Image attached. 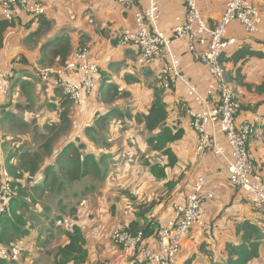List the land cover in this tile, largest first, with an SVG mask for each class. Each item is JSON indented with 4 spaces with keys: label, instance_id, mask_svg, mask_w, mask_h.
Here are the masks:
<instances>
[{
    "label": "crops",
    "instance_id": "crops-1",
    "mask_svg": "<svg viewBox=\"0 0 264 264\" xmlns=\"http://www.w3.org/2000/svg\"><path fill=\"white\" fill-rule=\"evenodd\" d=\"M34 1L47 7V14L44 18L51 23V29L34 38L30 44H26L25 40L39 29L40 22L38 18L25 13L19 14L14 27L4 33V45L0 49V70L12 66L10 64L13 63L14 66H19L17 69L23 73L21 81L16 82L10 98L0 99L2 112L9 113L10 119L18 120L27 129L24 133L19 126H13L11 132H6L16 137L19 146H37L30 134V129L38 128L40 132L45 126L58 124L64 111L60 107L58 94L50 96L51 92L48 91L52 89L41 93V90L37 91L35 87L37 84L39 89L41 88L42 80L39 70L55 67L59 62L57 59L52 65L41 64L44 58L42 48L58 37L68 35L71 38L72 56L70 60L74 58L75 52L80 47H89L92 58L101 68L102 80L107 78L110 82L119 85L121 90L130 93L129 98L118 101L115 106L124 112L129 108L131 117L124 118L125 121L119 119L109 129L111 134L109 142L113 145L110 147L111 153L114 154L118 150L123 154H129L126 160H122L124 164L117 166L111 172L105 186L102 187L103 190L116 197L117 201L113 203V197L103 196V194L100 196V193L95 199L96 205H93L92 200L87 202L86 199L78 210L79 217L85 224L82 229L88 242L86 262L93 264L115 259L118 250L110 241L113 229L126 227L132 220H144L145 218L148 222L155 218L159 226L166 224L173 214L172 207L177 203L185 202V196L196 180L202 176L208 177L206 192L214 196L213 200L208 201L205 206L204 222L208 230L204 231L199 226L194 228L183 242L178 264H225L226 246L240 243L236 234L238 223L250 221L264 232V213L254 209L250 198L245 193L229 185V168L225 159L211 151L196 153L198 135L191 126L192 119L185 111L179 109V105L185 102L193 111H202L204 107L195 102L189 86H195L201 97L207 99L211 77L205 67L189 54L187 41L179 40L173 43V51L180 59L182 78L174 80L172 90L165 91L157 81V74L162 63L158 62L151 70L140 73V69L136 68L138 51L134 48L121 47L119 41L117 44V37L121 36L125 30L134 29L137 8L126 11L116 0ZM156 1L162 12L159 28L163 33L169 34L177 24L185 20L186 9L183 0ZM229 1L198 0V3L204 19L215 26ZM250 2L263 12L260 32L249 35L238 23H233L228 27V37L236 39L237 46L234 49L246 47L250 51L264 55V0H250ZM148 4V1H143L141 6L145 7ZM225 67L234 95L239 99L243 108L238 122L258 120L256 133L249 144V150L258 173L264 179V58L252 57L237 65L226 63ZM125 75H133L140 82L128 85L124 81ZM28 83L33 87V94L38 92L36 93L39 97L38 110L36 106L28 107L34 103V100L32 102L33 97L30 99L23 93ZM155 89L162 92L169 114L167 125L173 131L182 130L184 133L181 140L168 144V148L177 158L174 168H169L168 159L151 151L147 144L148 135H156L158 132L148 133L144 124L138 123L135 118L137 114L148 113L154 100ZM95 97H97V103ZM95 97L91 98L85 106L71 104L70 118L74 124L72 125L73 132H70L67 141L56 142L52 156L45 158L42 164L43 169L54 164L58 151L68 143L84 146L83 152H87L90 148L96 150V145L94 146L86 137L85 128L93 124L97 113L105 114L109 107L99 100V94ZM27 101L32 103H27ZM214 137L220 145H225V138L222 134L216 132ZM5 146L2 148L4 156L2 161H6L8 156L6 147L9 145ZM118 146L122 150L117 149ZM142 156L146 161H141ZM112 157L114 161H118L120 154ZM152 165H160L164 168L166 177L158 179L150 169ZM169 185L172 186L171 189L168 188ZM151 203L153 207L150 208L145 218H139V207L149 206ZM38 208V213L41 212L40 217L52 212L56 214V217L60 215L55 209L51 211L49 204L47 207L40 205ZM40 217L36 215L37 222L36 224L32 222L34 228L31 235L24 240L30 254L27 257L32 256L31 251L35 256L34 261H24L28 264H36L35 261L39 263L40 260L36 258L40 254L39 251L43 252L47 249V241L53 236L48 231L55 224L50 225L49 220H46V224H41ZM68 221L66 220V225L62 227L63 230L60 229L64 235L61 237L62 243L56 246L58 249L65 247L68 243L65 234L70 226ZM36 229H38L37 233ZM44 230L45 232L42 233ZM46 233L48 234L45 235ZM43 235L45 237H42ZM148 245L154 249L158 246L153 239L148 240ZM36 251L39 253H35ZM49 254L52 253L49 252ZM54 257L56 263L55 253ZM250 264H264V242L260 247V256Z\"/></svg>",
    "mask_w": 264,
    "mask_h": 264
},
{
    "label": "built area",
    "instance_id": "built-area-1",
    "mask_svg": "<svg viewBox=\"0 0 264 264\" xmlns=\"http://www.w3.org/2000/svg\"><path fill=\"white\" fill-rule=\"evenodd\" d=\"M143 1H148V6H141ZM116 2L126 11L137 8L135 27L119 36V45L138 51L136 68L140 69V73L151 70L158 62L162 63L157 80L165 91L172 90L174 80L182 78L180 59L173 51V43L187 41L189 54L205 67L211 77L207 99L201 97L195 86H189L195 102L204 107L202 111H193L185 102L179 105L180 110L192 119L191 126L198 135L196 153L211 151L224 158L229 168V185L245 193L254 209L264 213V179L258 173L249 150L258 120L238 122L242 104L235 99L221 62V55L236 45V40L228 37V27L238 23L249 35L257 34L263 24L262 10L248 0H230L218 23L212 26L202 16L198 0H183L185 20L165 34L159 28L162 12L156 0ZM47 10L45 5L34 0H0V19L9 22L22 13L33 18L45 16ZM14 69L0 70V99L11 93L12 80L16 78L17 69ZM39 73L44 84L60 90L71 104L85 106L96 94L101 68L92 58L90 49L84 48L65 65L41 69ZM216 132L223 135L225 145L217 142L214 137ZM5 143L0 116V146ZM207 181V176L199 177L185 196V202L172 207L171 218L151 238L158 245L157 249L148 245L150 239L142 231L133 233L127 226L120 227L110 234V241L118 250L115 259L93 264H178L183 242L194 228L199 226L204 231L208 230L204 222L205 206L214 196L205 190ZM0 182L1 199L5 200L12 192L6 170ZM4 213L5 206L1 205L0 217ZM58 225L64 227L66 221L59 220ZM27 252V243L23 241L11 247H0V259L16 261ZM81 264L91 263L85 261Z\"/></svg>",
    "mask_w": 264,
    "mask_h": 264
},
{
    "label": "trees",
    "instance_id": "trees-1",
    "mask_svg": "<svg viewBox=\"0 0 264 264\" xmlns=\"http://www.w3.org/2000/svg\"><path fill=\"white\" fill-rule=\"evenodd\" d=\"M45 16L38 17L40 27L25 40L26 44H30L34 38L41 36L51 29V23L44 18ZM15 20L9 22L0 19V49H2L4 45V33L8 29L14 27ZM116 41L118 44L119 37H117ZM236 46L237 42L235 47ZM84 48L89 49V47L83 46L80 47L77 52ZM77 52H75V54ZM42 53L44 54V58L41 61L42 65H52L57 59L59 60L57 66L65 65L70 61L72 56L71 38L68 35L56 38L42 48ZM252 57L264 58V55L250 51L246 47L240 49H234L233 47L221 55V62L225 67L226 63L237 65L240 62H246ZM225 70L227 78L226 67ZM124 81L128 85L140 82L139 79L133 77V75H125ZM227 81L230 84L228 78ZM42 83L43 82H41L40 89L36 84L35 87L37 91H42L43 88H45V91L49 90V87ZM15 85L16 84H13L11 92H13ZM95 93L99 94V100L109 107V110L105 114L97 113L93 124L87 125L85 128V134L88 140L97 145V137L103 135L108 142L109 138H107V131L109 128H111L116 121H119V119L130 118L132 114L128 111L129 108L124 112L121 111L119 107L115 106L118 101L129 98L130 93L121 90L119 85L110 82L107 78L102 80V72L99 74L98 89ZM235 99L239 101L237 97H235ZM3 114L4 112L0 109L3 138L6 139L4 145L9 146H5L7 148L6 151L8 152L6 161H2L4 158L2 154V148L4 145L0 146V180H2L3 172L6 170L10 176L12 192L7 199H1L3 193L2 184L0 182V206H5V213L0 217V247H11L23 243L27 237H30L34 228V224L31 220H33L37 214L41 215V212L38 213V206H40V204L35 198L34 193H50L52 196V202L61 196L68 184L79 182L85 178H91L93 180L97 178L99 179L98 182L101 181L104 183L106 182L109 173V166H107L106 161L109 158V160H111L112 157H109V154H103L100 157H97L93 153L83 152L84 146L82 145L77 146L75 143H68L58 151L54 164L43 169L42 164L45 158L52 156L54 145L56 142H60L63 137L62 133L66 132V126L69 124L71 126L74 125L73 121L69 120L71 114H69L68 111H64L60 116V124H52L51 126H48L52 136L49 139L47 138L46 141L40 147L38 146L39 148L35 151L30 149L27 145H24L23 147L19 146L16 137L13 135L10 136L6 133L11 132V128L14 126L11 124H13L15 120L9 118V113ZM168 116L169 114L163 101L162 92L155 89L154 100L148 113L137 114L135 118L138 123L144 124L145 130L148 133L153 134L158 132V134H153L147 139V144L151 151L159 153L161 156H165L168 159L169 168H174L177 163V158L172 150L168 148V144L181 140L184 133L182 130L173 131L167 125ZM18 126L23 127L24 125L20 124ZM70 132H73L71 127L68 129V133L64 136H67V134L69 135ZM109 145L106 146L105 149H109ZM157 168H159L158 175L156 174L157 178L164 179L166 177L165 169L159 165L151 166L153 172L154 170H157ZM50 179H52V181L57 180L56 190L54 188L51 191L47 189ZM30 182H34L35 185L32 186ZM82 204L83 202H80L75 207H72L74 215H71L73 214L72 211L71 213H67L68 208L63 207V209L59 211L60 215L53 221V223L56 224L58 220H69L68 223L70 224L65 231L68 243L65 247L58 249L55 264H81L87 260L88 242L82 229L85 224L81 221L78 213L79 207ZM149 207H153V203H151ZM139 208H141V206ZM138 216L143 219L141 214L138 213ZM159 227L160 226L155 218L149 222L146 218L144 220H132L127 225L129 231L133 233L142 231L147 239H151ZM236 234L240 239V243L238 245L228 244L226 246L227 259L225 264H250L258 259L260 256V247L264 242V232L261 228L250 221H244L236 225ZM27 253L23 258L26 257ZM0 264L9 263L0 259Z\"/></svg>",
    "mask_w": 264,
    "mask_h": 264
},
{
    "label": "rangeland",
    "instance_id": "rangeland-1",
    "mask_svg": "<svg viewBox=\"0 0 264 264\" xmlns=\"http://www.w3.org/2000/svg\"><path fill=\"white\" fill-rule=\"evenodd\" d=\"M248 1H250V0H248ZM16 64H17V62H16ZM10 65H12V66H9L6 69H9V68H12V69L15 68V69H17L19 67V66L18 67L17 66H14L13 63H11ZM15 72H16L15 73L16 74V78H14L12 80V84H16L17 81H21L20 78L23 75L22 71H19V69L15 70ZM42 84H44V83H42ZM44 85H46V84H44ZM49 89H51V88H49ZM56 91L58 93H56ZM48 92H51V94H50L51 97H53L55 94L56 95L58 94V98L60 99V107L63 108L64 111H68V113L70 114L71 103L67 100V98L66 99L64 98V96L61 93V91L52 89V91H48ZM52 92H54V93H52ZM11 93H13V92H11ZM11 93H9V95H7L6 100H8L10 98ZM23 93H24L25 96H27L30 99L33 97L32 102L34 100V103H33V105H30L28 107L30 108L32 106L33 107L36 106L35 108L37 109L38 108V103H39V97L36 96L37 95L36 93H38V92H36L35 94H33V87H31V85L29 84V85H27V87L25 88V92H23ZM41 93H45V88H43V90L41 91ZM41 93H39V94L41 95ZM15 95L18 96L17 93H15ZM40 95H38V96H40ZM35 96H36V99H35ZM14 100H15V97H14ZM95 100H96V103H97V97H95ZM32 102L31 101H27V103H32ZM124 107H126V106H124ZM69 120H71V118ZM125 120L126 119H124V121ZM20 124H22V123L19 122V124H18V120H15V122L13 124H11V125L18 126ZM58 124H60V122ZM66 127H67L66 132L62 133L63 137L60 140L61 143L64 142V141H66L70 137V135H68V134H67V136H64L66 133H68V129L71 127V130H73L72 129V126L70 124L67 125ZM20 128H21V130L23 129L22 132H24V133L27 132V129L25 128V126L20 127ZM30 130H29L30 131V134L32 135L33 140L37 143V146L33 147L32 145H28V147L30 149L34 150V151L37 150L46 141L47 138L49 139L52 136V133L50 132V129H48L47 126H45L43 128V130L40 131V132L38 131V128H33V129H30ZM148 136L150 137V135H148ZM110 137H111L110 130H108L107 131V138H110ZM109 143L110 142L109 141L107 142L105 140V138L103 137V135H100L99 137H97V140H96V144L97 145L95 146V144L92 143L96 147V150H93L92 148H90L87 151L88 153L95 154L97 157H100L103 154H106V155L109 154V157H112L113 155H116V154H118V155L120 154V158L118 159V161H114L113 157H112L111 160H109L110 159L109 158L106 161L107 166H109L108 176L111 174L112 171H114V169L117 168V166H119V165H121L123 163L122 160H126L127 159L128 154H129V153L128 154H123V153H121V151H118V150H116V152L114 154H112L110 148L108 150L105 149L106 146L109 145ZM133 145H135V144L133 143ZM109 146L110 147L111 146L113 147V145H111V143H110ZM120 148L121 147L118 146L117 149H120ZM100 150H102V151H100ZM120 150H122V149H120ZM47 158H50V157H47ZM141 161H146V159H145L144 156L141 157ZM154 172L153 173L155 175L156 174L158 175L159 168H157V170H154ZM98 180L99 179H97V178L94 179V180L91 179V178H85V179H83V180H81L79 182L68 184V186L66 187V189L64 190V192L61 194V196H59L58 198H56L52 202H51L52 196H51L50 193H43V194L42 193H39V194H37V192H36V193H34V196H35V198L37 199V201L39 202V204L42 207L43 206H46L47 207V205L49 204V208L51 209V211L53 209H55L57 211V213H59V211L61 209H63V207H67L68 208L67 209V213H71V211H72L73 214H71V215H74V211L72 210V207H75L80 202H84L87 199V202L90 201V200H92L93 205H96L97 203L95 202V199H97L99 197V194L100 193H101L100 196H102V194H103V196H107V197H108V195L111 194V193H108V191L103 190L102 187L105 186V182L102 183L100 181L101 182L100 183V182H98ZM56 182H57V180L52 181V179H50L49 180V183H48V186H47V189L51 191L54 188L56 190V188H57V183ZM31 185L34 186L35 183L32 182ZM168 188L171 189L172 186L169 185ZM161 190H163V188ZM94 194H95V196H93ZM90 196H92V198ZM110 196L113 197V199H114V201H112V202L113 203H116L115 202V201H117L116 200V197H114L112 195H110ZM160 202H162V201H160ZM149 210H150V207L148 205H145V206L142 205L141 208H139L138 213L141 214V217L142 218H144V216L146 214H148ZM44 211H46V209H44ZM38 216L40 217L39 214H38ZM40 219L42 220L41 221V224L42 223H45L46 224V220H49V224L51 225V223H53V221L56 219V214L53 213V212L52 213H49V214H46L45 213L43 217H40ZM69 219H70V217H69ZM58 221L55 224V226H52V228L50 229V231H48V233L51 232L54 237L52 236V238H50V240L47 241V244H46V248L47 249L46 250H44L43 252L42 251H39L41 255L39 254L36 258H38L40 261H39V263H37L35 261L36 264H55V262H54L55 257L53 258V256H54V253L56 254V250L58 249V248H56V246H58L60 243H62V238L61 237L64 235V234H62V232L60 230V229H62V226L63 225L62 226H59L58 225ZM31 222H35V224H36L37 220L34 218L33 220H31ZM36 230H37L36 231V233H37L38 232V229H36ZM44 232H45V230L42 233H44ZM48 233H46L45 235H47ZM45 235H43L42 237H45ZM44 239H46V238H44ZM31 252H32V256L27 257L28 254H29V251H28V253H27V255H26L25 258L21 257L16 262H11V261H7V262L9 264H28V262L30 260L31 261H34L35 260V258H34L35 256L33 255L34 253H33V251H31ZM39 252L36 251L35 253H39ZM49 252H51L52 254H49ZM52 258H53V260H52ZM24 261H28V262H24Z\"/></svg>",
    "mask_w": 264,
    "mask_h": 264
}]
</instances>
